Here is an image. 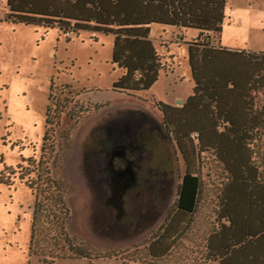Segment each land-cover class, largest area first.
I'll return each mask as SVG.
<instances>
[{"label": "rangeland", "instance_id": "374dc122", "mask_svg": "<svg viewBox=\"0 0 264 264\" xmlns=\"http://www.w3.org/2000/svg\"><path fill=\"white\" fill-rule=\"evenodd\" d=\"M225 12L214 45L264 53V0H227ZM7 14V0H0V264H43L30 255V241L38 189L47 188L37 178L46 166L72 209L68 233L88 242L99 257L54 264H129L165 225L187 172L175 143L163 141L155 129L163 127L156 104L181 108L193 95L188 43L199 32L152 26L149 40L165 72L150 92L131 97L114 90L122 71L112 63L113 36L25 27L5 22ZM67 86L82 93L76 99L82 109L72 104L62 111ZM51 94L55 105L47 111ZM57 114L60 126L52 124ZM118 138L134 143L126 152L135 182L125 189L112 185L107 154ZM113 164L115 170L126 168L123 158ZM205 169L207 194L195 224L160 264H190L206 249L220 180L212 167Z\"/></svg>", "mask_w": 264, "mask_h": 264}, {"label": "trees", "instance_id": "16d2710c", "mask_svg": "<svg viewBox=\"0 0 264 264\" xmlns=\"http://www.w3.org/2000/svg\"><path fill=\"white\" fill-rule=\"evenodd\" d=\"M226 5L227 0H7V23L113 36L112 63L122 71L114 90L131 97L150 92L165 72L149 40L152 26L199 32L198 39L188 43L193 95L181 108L156 104L163 127L155 129L163 141L175 143L187 172L165 225L144 255L129 264H160L173 252L176 239H186L207 194L202 170L210 167L220 180L215 223L205 237L206 249L190 264H264V53L214 45L213 36L223 31ZM67 88L62 111L72 104L74 110L82 109L76 101L82 93ZM49 102L47 111L55 105L52 94ZM52 124L60 126V114ZM115 141L134 144L125 138ZM203 156L211 166L203 163ZM41 178L47 188L38 189L30 255L43 264L98 259L88 242L67 231L72 209L58 177L46 166L37 180ZM111 179L113 186L126 188L116 174Z\"/></svg>", "mask_w": 264, "mask_h": 264}, {"label": "flooded vegetation", "instance_id": "af4514ba", "mask_svg": "<svg viewBox=\"0 0 264 264\" xmlns=\"http://www.w3.org/2000/svg\"><path fill=\"white\" fill-rule=\"evenodd\" d=\"M113 145V149L111 152L107 153L108 156H110V160H111V171L113 174H116L118 176V178H120V181H124V188L128 186V182H135V173H134V163L133 161L128 159V154L126 152V150L129 147L132 146H128L127 144L125 145H118L117 141H114L112 143ZM123 158L126 161V168L125 169H121V170H115L113 169V162L115 161V158ZM118 171V172H117ZM117 172V173H116ZM115 183H116V179H114Z\"/></svg>", "mask_w": 264, "mask_h": 264}]
</instances>
